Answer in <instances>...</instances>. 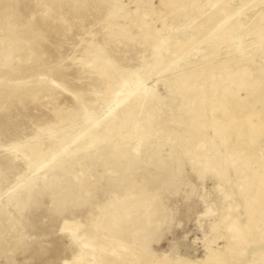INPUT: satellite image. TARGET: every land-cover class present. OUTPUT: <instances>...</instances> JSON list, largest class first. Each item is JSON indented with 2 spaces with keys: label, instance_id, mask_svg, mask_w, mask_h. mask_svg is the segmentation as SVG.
<instances>
[{
  "label": "rangeland",
  "instance_id": "1",
  "mask_svg": "<svg viewBox=\"0 0 264 264\" xmlns=\"http://www.w3.org/2000/svg\"><path fill=\"white\" fill-rule=\"evenodd\" d=\"M228 1L7 4L0 16V264H64L88 255L90 236L105 245L108 262L114 253L137 262L130 251L136 249L151 261L202 264L211 247L232 239L233 225L222 222L229 208L242 224L254 216L264 231V210L252 199L257 180L248 174L259 162L243 167L227 154L229 144L213 139L205 107L197 104L214 79L184 74L198 65L196 54L186 63L195 47L251 5L236 0L213 28L205 27ZM197 28L205 29L201 39L167 54V37ZM110 79L112 97L103 99ZM131 88L145 97L129 119L76 148L77 138ZM69 128L72 135L62 140ZM108 210L120 215L115 236L93 225ZM66 222L81 228H64Z\"/></svg>",
  "mask_w": 264,
  "mask_h": 264
},
{
  "label": "bare ground",
  "instance_id": "2",
  "mask_svg": "<svg viewBox=\"0 0 264 264\" xmlns=\"http://www.w3.org/2000/svg\"><path fill=\"white\" fill-rule=\"evenodd\" d=\"M240 2L243 5L245 0H240ZM250 2L249 9L240 13L241 17L229 19L224 25L214 29L215 32L195 47L190 58L186 59V63L188 64L196 54L198 65L187 70L184 74L197 78L200 74L208 72L205 77L214 79V85L208 87L205 96L199 100L197 105L205 107L203 111L213 130V139L219 138L221 144H229L227 154L239 159L243 167L259 162V169H250L248 174L257 180V191L252 197L253 203L264 210V196L262 195L264 191V159L262 157L260 160L259 157L260 151L264 152V145H261L264 142V33L258 34V32H264V0H250ZM7 4L11 6L12 0H0V16L9 10ZM235 7L236 0L219 4L216 12L214 11L213 19L205 20V27L213 28L221 16ZM115 10H117V6ZM1 26H4L2 21H0ZM204 30V28H197L192 31L193 35L191 36L182 35L173 39L167 37L171 44H168L167 54L177 55L192 41L196 42L201 39ZM152 34L159 38V33L155 30L152 31ZM226 37L227 39L224 40ZM99 51H96L97 54ZM216 64L218 65L216 69L210 70ZM222 69L224 76L219 75ZM114 84V80H108L107 91L102 96L103 99L112 97ZM144 97L143 92L134 93L133 88L128 90L116 99L117 108L115 110L104 118L95 120L94 124L77 138L75 147L78 148L92 134L111 132L112 129L117 128L119 126L117 121L124 117L125 119L130 117L133 109L140 104ZM70 115L71 118L73 114ZM140 125L141 123L138 122L135 128L139 130ZM77 128L80 130L83 127L78 126ZM71 135L72 131L69 128L61 134V138L63 140ZM245 143L247 144L245 154L239 156L238 151L243 149ZM35 155L39 161L44 159L41 153H35ZM126 215L128 217L129 213ZM119 216L115 210L103 211L102 218L93 223L94 228L105 227L107 235L115 236L119 233L115 226V221ZM222 222L226 224L229 222V226L233 225L234 234L230 235L232 239H229L231 240L229 244L222 248L211 247L212 249L202 264H250L255 259L264 264V231L257 228L259 220L249 215L246 223L242 224L240 215L233 208H229L223 216ZM219 226L220 224H212V229ZM64 228L78 229L81 227L76 223L66 222ZM225 236L228 238L227 234ZM85 246L89 251H87V256L83 258L77 256L64 264H167L162 260H147L144 256H139L136 249L130 251L137 262L124 261L119 253H114L108 262L102 257L105 253V245L96 243L91 236L85 242ZM240 252L245 253L244 257L240 256Z\"/></svg>",
  "mask_w": 264,
  "mask_h": 264
}]
</instances>
